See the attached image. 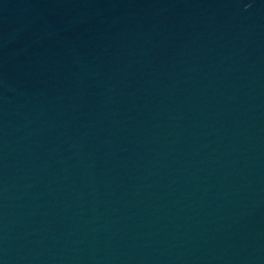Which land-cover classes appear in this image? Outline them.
<instances>
[{
	"label": "water",
	"instance_id": "water-1",
	"mask_svg": "<svg viewBox=\"0 0 264 264\" xmlns=\"http://www.w3.org/2000/svg\"><path fill=\"white\" fill-rule=\"evenodd\" d=\"M0 264H264V0H0Z\"/></svg>",
	"mask_w": 264,
	"mask_h": 264
}]
</instances>
